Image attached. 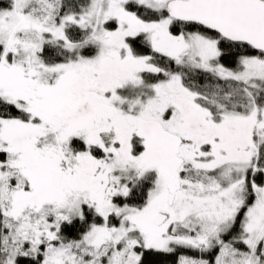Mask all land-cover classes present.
Masks as SVG:
<instances>
[{"label": "snow or ice", "instance_id": "1", "mask_svg": "<svg viewBox=\"0 0 264 264\" xmlns=\"http://www.w3.org/2000/svg\"><path fill=\"white\" fill-rule=\"evenodd\" d=\"M0 264H264V0H0Z\"/></svg>", "mask_w": 264, "mask_h": 264}]
</instances>
